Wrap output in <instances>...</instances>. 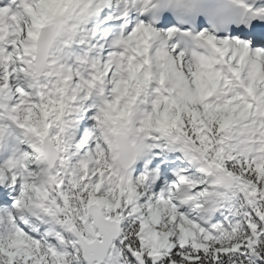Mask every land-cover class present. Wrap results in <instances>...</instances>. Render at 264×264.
Masks as SVG:
<instances>
[{"label": "snow or ice", "instance_id": "snow-or-ice-1", "mask_svg": "<svg viewBox=\"0 0 264 264\" xmlns=\"http://www.w3.org/2000/svg\"><path fill=\"white\" fill-rule=\"evenodd\" d=\"M0 264H264V0H0Z\"/></svg>", "mask_w": 264, "mask_h": 264}, {"label": "clouds", "instance_id": "clouds-1", "mask_svg": "<svg viewBox=\"0 0 264 264\" xmlns=\"http://www.w3.org/2000/svg\"><path fill=\"white\" fill-rule=\"evenodd\" d=\"M204 23H205V24H208V20H207L206 17L204 18Z\"/></svg>", "mask_w": 264, "mask_h": 264}]
</instances>
